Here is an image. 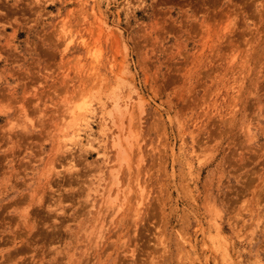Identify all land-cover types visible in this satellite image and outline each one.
<instances>
[{"label": "rangeland", "instance_id": "rangeland-1", "mask_svg": "<svg viewBox=\"0 0 264 264\" xmlns=\"http://www.w3.org/2000/svg\"><path fill=\"white\" fill-rule=\"evenodd\" d=\"M0 264H264V0H0Z\"/></svg>", "mask_w": 264, "mask_h": 264}, {"label": "bare ground", "instance_id": "bare-ground-1", "mask_svg": "<svg viewBox=\"0 0 264 264\" xmlns=\"http://www.w3.org/2000/svg\"><path fill=\"white\" fill-rule=\"evenodd\" d=\"M51 187V186H50ZM104 234V233H103ZM101 255V254H100ZM93 261V260H92ZM83 262H85V261H83ZM91 262V261H90Z\"/></svg>", "mask_w": 264, "mask_h": 264}]
</instances>
